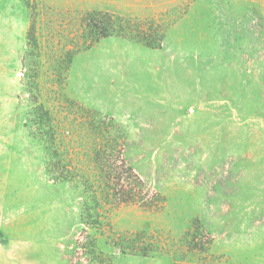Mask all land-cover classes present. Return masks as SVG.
<instances>
[{
    "label": "rangeland",
    "instance_id": "1",
    "mask_svg": "<svg viewBox=\"0 0 264 264\" xmlns=\"http://www.w3.org/2000/svg\"><path fill=\"white\" fill-rule=\"evenodd\" d=\"M0 264H264V0H0Z\"/></svg>",
    "mask_w": 264,
    "mask_h": 264
},
{
    "label": "trees",
    "instance_id": "2",
    "mask_svg": "<svg viewBox=\"0 0 264 264\" xmlns=\"http://www.w3.org/2000/svg\"><path fill=\"white\" fill-rule=\"evenodd\" d=\"M83 21L85 22V26L86 28H88L89 33L91 35H93L96 39L101 37H108V36H119V37H124V38H129L130 35L132 33H136V30L131 32L130 27L135 26L133 22H130L129 20H125L122 17L119 16H112L111 14H107V13H101V12H88L85 14ZM123 23H126L122 26ZM150 23H154V22H150ZM106 24L112 26H114V28H112L111 30H104L107 29ZM130 26V27H129ZM99 31H102L101 34H98ZM99 35V36H98ZM154 46V45H152ZM37 91L36 86H33V92ZM33 108L32 111H34L35 113H37L40 117V119L45 118V121L47 122L49 128L51 131H53V126H52V122H51V118L49 117L48 113L46 110H44L43 106L38 103L36 100L33 104ZM53 138V137H52ZM82 218L83 216H89L91 218H94L96 220V224H98V215H99V211L95 209H93V212H89V210L84 209L82 211Z\"/></svg>",
    "mask_w": 264,
    "mask_h": 264
}]
</instances>
